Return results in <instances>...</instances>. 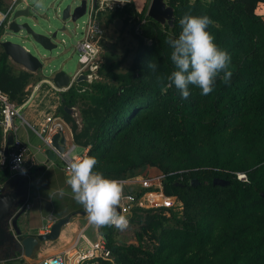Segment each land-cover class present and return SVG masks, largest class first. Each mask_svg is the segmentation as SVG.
Wrapping results in <instances>:
<instances>
[{
    "label": "trees",
    "instance_id": "1",
    "mask_svg": "<svg viewBox=\"0 0 264 264\" xmlns=\"http://www.w3.org/2000/svg\"><path fill=\"white\" fill-rule=\"evenodd\" d=\"M167 3L175 10L173 29L149 18L147 8L137 11L134 0L115 9L116 18L134 17L133 63L125 72L123 61L102 65L103 80L74 84L59 96L57 113L97 158L96 171L123 181L155 169L166 176V196L182 204L181 212L134 209L128 218L139 226L137 244H120L116 228L102 227L111 259L92 264H264V0ZM186 13L214 21L207 30L230 55L232 76L225 82L220 73L207 96L190 85L183 99L174 85L163 88L175 70L166 41L178 38ZM33 77L17 70L0 44V91L22 104ZM66 108L79 109L81 128ZM11 180L8 169L0 172V186Z\"/></svg>",
    "mask_w": 264,
    "mask_h": 264
},
{
    "label": "water",
    "instance_id": "2",
    "mask_svg": "<svg viewBox=\"0 0 264 264\" xmlns=\"http://www.w3.org/2000/svg\"><path fill=\"white\" fill-rule=\"evenodd\" d=\"M78 1L79 3L77 1L71 3L67 0H56V3L60 2V4L50 6L47 11L36 9L31 0H24L25 8L21 10L15 5L14 11L6 20L0 38V44L7 57L29 73L43 74L45 68L62 57L59 53L61 43L59 36L68 35L72 30L71 25L78 26V22L87 16L91 6L97 8L103 1L120 3L118 0ZM130 2L131 0H125L124 3ZM50 10L53 12L52 17L49 15ZM147 16L162 27L169 26L173 29L175 26V10L168 5L167 0H152ZM54 52L57 53V57ZM50 75L49 83L57 90L69 89L74 84L83 82L92 84L98 78L94 74H81L74 79L75 75L72 77L63 70L52 71ZM217 80L218 78L215 82ZM65 110L70 115L75 111L68 108ZM14 140V134H10L8 147L13 145ZM66 143V139L60 135L53 138V147L59 153H64ZM19 185L21 184L17 180L0 190V260L6 262L16 260L19 255H22L23 260L32 259L39 244L57 241L62 229L70 221L66 219L56 222L47 235L27 236L25 226L21 222L26 213V199L21 194ZM194 185L198 183L195 182ZM215 185L225 186V183L215 181ZM262 196L264 197V194ZM128 215H132V211Z\"/></svg>",
    "mask_w": 264,
    "mask_h": 264
},
{
    "label": "crops",
    "instance_id": "3",
    "mask_svg": "<svg viewBox=\"0 0 264 264\" xmlns=\"http://www.w3.org/2000/svg\"><path fill=\"white\" fill-rule=\"evenodd\" d=\"M0 1V9H7L14 5V3L15 5H18V3L22 0ZM127 4L128 3H124L123 6H126ZM103 6L105 7V4ZM107 6L111 8L108 4ZM100 10L97 13L99 22L101 21ZM0 13L3 12L0 11ZM100 23L104 35L105 30L102 22ZM102 44L104 50L106 47V42L103 38ZM111 60L112 56L110 58V61ZM10 62L14 64L11 60ZM19 68L20 70H24L22 67ZM37 74L38 73L34 74V77L31 81H34L35 75ZM45 83H49L47 78H44L42 81L36 84H32L31 82L24 89L26 92V97L23 103L19 104L18 100H14L13 98H10L11 102L17 107H23L22 114L27 120L28 124L31 126L34 125L35 127H41L45 122L46 117L49 115H55L61 118L69 128V132H67L66 136L68 139L67 144L75 145L76 151L74 154L87 155L89 149L84 148L83 146L76 143L71 126L64 120L62 116L57 113L58 107L60 105V98L58 97V94L54 88L51 89L52 87L50 86V89L46 93H51V95L54 94L58 99L59 105H50L49 109L46 108L45 111L37 110L36 112L38 113H35V110H32L29 104L30 101L28 104H26L31 94V99L34 97H39L38 93L42 92L40 90ZM49 85L51 84L49 83ZM29 91L32 92L30 95L28 93ZM72 116L77 119V123L81 128L82 124L80 121L81 119H79V115L74 113ZM16 125L19 126L18 135L21 141H23L29 148V157L27 158V163H29L30 172L32 174V182L21 178H12L11 180V183L15 181L17 182V180H19L21 184L19 185V190L26 199V205L30 204L32 206L29 210L26 209V213L23 215L21 221L25 226L26 235L35 237L39 235H47L51 232L52 227L56 222L66 219H70V221L62 229L60 237L57 241L40 243L36 248L32 259L24 258L23 260L22 255H19L16 260L6 262V264H41L42 261L56 256L64 257V259L67 261V264H78V255L87 251L90 248V244L96 243L104 238L101 232L102 228L98 229L95 226L89 224L87 214L83 206L78 204L72 198L70 194L71 189L65 182L68 174V172H66V162L52 149L45 147L42 140L30 128V126L23 124L20 120L16 121ZM138 174L139 172L135 173L130 177V179L139 177ZM138 186V184H130L128 185L127 190H136ZM61 188H63L68 194L60 196L58 189ZM23 191H26V193ZM92 261L93 260H88L83 264H92Z\"/></svg>",
    "mask_w": 264,
    "mask_h": 264
},
{
    "label": "clouds",
    "instance_id": "4",
    "mask_svg": "<svg viewBox=\"0 0 264 264\" xmlns=\"http://www.w3.org/2000/svg\"><path fill=\"white\" fill-rule=\"evenodd\" d=\"M33 2L36 9L45 6V0H33ZM118 2L124 3L125 0ZM179 23L182 30L178 38H169L166 41L173 49L171 60L175 70L167 77L169 82L164 86L163 91L166 92L174 85L180 91L182 98L188 99L191 85L200 88L201 94L207 96L213 91V84L220 73H224L225 82L230 80L231 57L227 51L217 46L214 35L207 30L214 23L209 16L186 13ZM148 68L155 71L157 64L150 62ZM64 90L61 93L68 89ZM61 93L57 94L60 96ZM75 151L73 147L63 154L69 161L65 182L71 189L72 198L83 206L89 224L98 229L114 227L120 231L126 230L130 221L120 209L122 199L125 198V181L105 177L103 173L95 170L98 164L95 156L76 155ZM3 162V155L0 153V164ZM19 162H21L20 158H18ZM58 193L60 196L68 194L63 188L58 189ZM0 264H6V261L0 260Z\"/></svg>",
    "mask_w": 264,
    "mask_h": 264
},
{
    "label": "built area",
    "instance_id": "5",
    "mask_svg": "<svg viewBox=\"0 0 264 264\" xmlns=\"http://www.w3.org/2000/svg\"><path fill=\"white\" fill-rule=\"evenodd\" d=\"M14 7L15 3L8 8L6 13H0V28L4 26L7 18L12 14ZM99 10L95 11L93 6H91L88 10V21L86 23V28H84L83 40L78 42L76 47V50L79 53L80 68L77 71L75 78L81 74H94L98 77L99 70L102 66V56L104 53L102 38L104 32L98 20L99 18L97 13ZM85 90L86 89H84L83 92ZM63 91L65 90H56L57 93H61ZM29 101L30 99L26 102V104H28ZM22 109L23 107H17L11 102V99L7 93L0 91V115L2 117L0 125L2 127L4 137V151L1 152L4 162L0 164V172L8 169L12 178H21L32 182L30 166L29 163H27V158L29 157V148L23 141H21L18 135L19 126L16 125L17 120H20L23 124L30 126V128L42 140L44 146L52 149L66 162V172H68L69 161L64 157L63 154L70 148L75 147V145H68L66 143L67 145L65 146L64 153H59V151L53 147V138L56 135L66 138L67 132H69L67 124L61 118L55 115H49L46 117L45 122L41 127H35L34 125L31 126L24 118ZM10 134H14L15 140L13 145L9 146L8 150H6L8 145V137ZM67 140L68 139L66 138V141ZM18 158L21 160L19 163ZM151 174H149V176L146 178L135 177L130 179L129 177L127 180H123L125 181V198L122 199L120 209L127 217L129 216V212L136 208L142 209L144 211L158 210L162 208L172 210V203H180L176 197L166 196L164 192L166 176L161 173L153 175ZM239 179L247 181L246 175H239ZM130 184H138L139 186L136 190L128 191L127 187ZM3 187L4 186H0V190ZM149 204H153L154 208L147 209L150 206ZM31 207L32 206L30 204L26 205L27 210H29ZM95 259H111V252L108 250L105 238H102L96 243L90 244V248L87 251L78 255L77 263L83 264L88 260ZM41 264H67V261L62 256H56L42 261Z\"/></svg>",
    "mask_w": 264,
    "mask_h": 264
},
{
    "label": "rangeland",
    "instance_id": "6",
    "mask_svg": "<svg viewBox=\"0 0 264 264\" xmlns=\"http://www.w3.org/2000/svg\"><path fill=\"white\" fill-rule=\"evenodd\" d=\"M24 1V0H23ZM23 1H20L17 5V9L21 10L25 8V4ZM68 2H73L78 0H67ZM152 0H134L135 7L137 11H142L144 8H149ZM31 3H34L33 0H31ZM60 2L56 3V0H45V6L41 9L47 11L50 6L56 5L58 6ZM102 4H105V7L102 6ZM107 4L112 7L108 8ZM124 3H116V2H100V8L102 13L100 14V19L102 22V25L105 30V34L107 37L108 42H106V47L104 48V53L102 56V65L108 66L112 64L113 62L123 61L122 63V72H125L126 69H128L131 64L133 63V60L136 55V51L138 49V41L134 37L133 34V24H134V17L131 15V13H125L123 15V20L120 18H116L115 16V9H123L122 7ZM122 11V10H121ZM264 14V7H261L259 10V13ZM53 12L50 10L49 15L52 17ZM88 16L81 19L78 24L71 25L72 30L71 32H68V35H60L59 41L60 43V49L59 53H61L62 57L60 60L58 59L56 62L50 64L49 67L45 68V71L43 74L38 72L37 75H35L34 81H31L32 84L39 83V80H43L44 78L50 79V73L52 71L58 72V71H65L70 76H74L77 71L80 68L79 64V53L76 50L78 42L83 40L84 36V28H86V23ZM58 24V23H57ZM101 24V23H100ZM75 32V33H74ZM64 41V42H63ZM27 46V45H26ZM30 48L29 46H27ZM31 49V48H30ZM112 55H111V54ZM55 57H57V53L54 52ZM112 56V60L110 61V58ZM14 65V64H13ZM17 70H20V66L14 65ZM104 78H98L97 81H101ZM108 81V80H105ZM104 81V82H105ZM49 84L45 83L43 84L40 91H42L39 94V97H34L31 99V91H29V99H30V106L32 110H35V113L37 110L45 111L46 108L49 109L50 105H59L57 97L51 93L47 94L46 92L50 89ZM52 87V86H51ZM83 87V86H82ZM88 89L87 87H83ZM53 89V87L51 88ZM39 92V91H38ZM59 97V95H58ZM60 98V97H59ZM32 100V101H31ZM74 113L79 115V119H81L80 112L78 108L74 109ZM81 121V120H80ZM158 174V172L155 169H146L139 171V177H147L149 174ZM151 174V175H153ZM149 208H154L153 204H149ZM172 209L176 212L182 211V204L175 202L171 204ZM174 207V208H173ZM139 230V226H129L126 230L120 231L117 229V242L122 244H137L135 233Z\"/></svg>",
    "mask_w": 264,
    "mask_h": 264
},
{
    "label": "bare ground",
    "instance_id": "7",
    "mask_svg": "<svg viewBox=\"0 0 264 264\" xmlns=\"http://www.w3.org/2000/svg\"><path fill=\"white\" fill-rule=\"evenodd\" d=\"M109 8V7H108ZM112 8V7H111ZM102 13V11L100 10V14ZM103 39L105 40V42H108L106 34L103 35ZM244 176V175H243ZM74 263V262H73ZM72 264V263H71Z\"/></svg>",
    "mask_w": 264,
    "mask_h": 264
}]
</instances>
